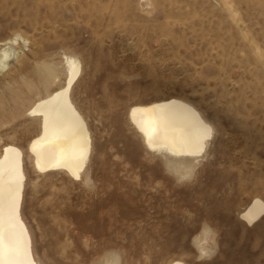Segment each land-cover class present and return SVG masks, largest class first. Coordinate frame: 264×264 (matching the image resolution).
Here are the masks:
<instances>
[{
    "label": "rangeland",
    "instance_id": "obj_1",
    "mask_svg": "<svg viewBox=\"0 0 264 264\" xmlns=\"http://www.w3.org/2000/svg\"><path fill=\"white\" fill-rule=\"evenodd\" d=\"M14 39L21 56L0 72V98L42 65L63 85L75 56L72 96L93 141L82 180L39 173L27 151L39 121L7 104L0 152H25L23 213L40 264H264V216H240L264 200V0H0V48ZM171 97L214 127L184 175L129 118ZM203 228L207 255L194 242Z\"/></svg>",
    "mask_w": 264,
    "mask_h": 264
},
{
    "label": "bare ground",
    "instance_id": "obj_2",
    "mask_svg": "<svg viewBox=\"0 0 264 264\" xmlns=\"http://www.w3.org/2000/svg\"><path fill=\"white\" fill-rule=\"evenodd\" d=\"M17 40L2 44L0 72L21 56L13 47ZM66 60L67 80L63 85L55 87L56 69L42 65L37 68V79L24 80V87L13 88L9 99L0 98V127L9 111L8 103L15 105V111L24 109V114L39 121V133L27 148L34 169L39 173L63 170L71 178L82 180L92 155V133L72 96L73 85L82 72L81 61L75 56ZM129 118L151 149L172 157L168 165L180 175L192 171L189 161L205 152L214 133V127L194 105L176 97L136 104L130 108ZM26 181L24 150L5 144L0 152V264H40L33 233L23 213ZM240 216L247 224H255L264 216V200L253 199ZM211 239L210 231L203 228L194 242L207 255ZM166 264L185 262L174 260Z\"/></svg>",
    "mask_w": 264,
    "mask_h": 264
}]
</instances>
